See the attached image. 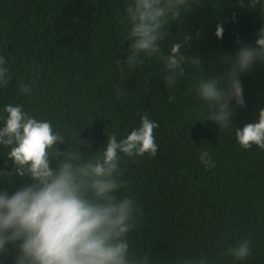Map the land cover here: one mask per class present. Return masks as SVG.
Segmentation results:
<instances>
[{
	"label": "trees",
	"instance_id": "1",
	"mask_svg": "<svg viewBox=\"0 0 264 264\" xmlns=\"http://www.w3.org/2000/svg\"><path fill=\"white\" fill-rule=\"evenodd\" d=\"M127 2L0 0V56L11 74L0 86V114L6 104H22L36 119L52 121L54 131L72 141L71 150H78L79 135L87 140L90 149L78 145L85 158L106 149L108 136L126 138L147 114L159 124L157 155L121 154L119 179L127 187L116 193L134 198L140 210L128 234L131 251L148 256L151 264L202 256L208 264H264V150L256 145L246 150L236 138V127L258 122L264 109V63L241 75L246 107L233 102L228 128L208 120L210 107L197 93L200 80L226 72L228 56L234 58L241 46L238 40L255 46L264 13L249 9L248 0L244 7L238 0H200L192 11L170 18L163 52L169 54L188 33L191 41L182 52L202 63L189 59L183 75L169 85L156 56L142 55L143 63L131 69L124 63L131 46L130 25L121 23ZM219 23L222 39L215 35ZM30 82L31 95L21 94L20 85ZM58 147L66 151L68 143ZM9 151L0 145V171L12 167ZM202 151L215 167L200 161ZM50 166L55 168V161ZM245 239L251 243L246 259L227 254ZM0 264H12V256L0 258Z\"/></svg>",
	"mask_w": 264,
	"mask_h": 264
},
{
	"label": "clouds",
	"instance_id": "2",
	"mask_svg": "<svg viewBox=\"0 0 264 264\" xmlns=\"http://www.w3.org/2000/svg\"><path fill=\"white\" fill-rule=\"evenodd\" d=\"M199 3L200 0H128L127 16L121 20L130 25L126 39L131 46L124 61L128 68L142 64V55L156 56L165 65L168 74L164 79L171 85L183 75V65L189 59L199 66L201 58H189L182 52L191 41L188 33L183 42L171 45L169 54L161 47L169 19L174 20L181 12L187 14ZM238 4L245 6L244 0H238ZM247 7L264 13V0H248ZM215 35L223 38V23L217 24ZM255 35V46L238 40L241 46L234 58L228 56L224 74L199 81L198 96L211 110L208 120L220 129L233 124V102L246 107L241 75L256 63H264V25ZM10 80L7 61L0 56V86ZM32 90V82L19 87L26 96ZM257 120L243 128L236 127L237 141L246 150L253 145L264 150V109L259 110ZM0 121L4 123L0 145L10 149L8 160L12 161L10 170L0 171V258L11 255L12 264H151L148 256L132 252L128 241L139 219L136 201L127 196L120 199L116 193L127 187V181L119 179L123 175L121 154L157 155L154 129L159 127L158 122L144 114L141 126L126 138L118 141L115 134L108 136L106 149L85 158L78 145L90 149L87 140L78 139L79 135L75 139L78 150H71L72 141L54 131L52 121L36 119L22 104L4 105ZM65 143L67 150L60 151L58 146ZM52 161L55 168L50 166ZM200 161L206 167H215L208 151L200 153ZM15 177L26 178V182L18 184ZM227 254L246 259L251 254L250 241H240L228 248ZM177 264L208 261L202 256Z\"/></svg>",
	"mask_w": 264,
	"mask_h": 264
}]
</instances>
